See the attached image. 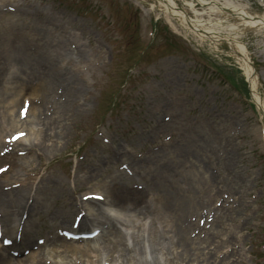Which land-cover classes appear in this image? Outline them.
I'll use <instances>...</instances> for the list:
<instances>
[{"label": "rangeland", "instance_id": "374dc122", "mask_svg": "<svg viewBox=\"0 0 264 264\" xmlns=\"http://www.w3.org/2000/svg\"><path fill=\"white\" fill-rule=\"evenodd\" d=\"M234 1L264 17V0ZM140 3L0 0V126L9 121L3 114L14 89L22 85L29 92L37 85L32 68L38 56L55 54L50 44L67 48L57 89L63 117L53 99L44 107L43 127L22 107L24 126H41L42 144L35 150L38 140L31 128L25 145L15 146L22 152L15 160L26 166H10L7 173L19 178L28 172L26 181H4L2 174L0 190L7 194L13 186L12 194L27 192L28 198L40 183V202L27 217L33 224L30 239L38 243L53 236L59 224L72 222L77 211L72 212L71 201L123 175L132 192L124 195V204L138 196L133 191L157 187L161 198L157 191L144 195L153 203L155 225H177V232L190 238L186 247L175 245L173 264H264L263 123L249 91L238 81L236 87L227 82L221 72L239 78L242 65L224 42L215 46L181 27V36L167 30L156 0ZM196 8L186 7L187 14L194 17L198 10L207 23L236 22L229 13ZM221 27L246 46L264 101V27ZM91 172L96 176L83 180ZM166 192L173 193L175 211L161 207ZM106 194L100 204L116 213ZM204 204L209 206L200 210ZM214 207L212 219L205 211ZM48 248L61 249L52 242Z\"/></svg>", "mask_w": 264, "mask_h": 264}, {"label": "bare ground", "instance_id": "6f19581e", "mask_svg": "<svg viewBox=\"0 0 264 264\" xmlns=\"http://www.w3.org/2000/svg\"><path fill=\"white\" fill-rule=\"evenodd\" d=\"M157 1L171 25L175 27H178L179 25L188 31H192L200 38L208 39L214 45L221 42L226 43V46L231 49L242 65V69L250 83L251 96L256 102L264 121V113L262 112L264 105L256 90L257 74L251 63L247 48L241 41H238L235 36H230V34L224 30V27H221L222 25H225L228 29H234V27L239 24L249 25L251 27H264V17L250 14L246 10L245 5L239 4L234 0ZM179 1H182L185 6L191 9H195L196 5H200L208 8L210 12L215 14L222 12L229 13L236 22L222 24L219 21L214 23L209 21L207 23L206 21H203L202 18H199L202 17L203 13L201 12L195 11L194 17L189 16L185 10V6L182 7ZM172 19L175 20V23ZM49 48L56 52L53 55L47 54L46 59L49 63L44 58V54H40L36 64L32 68V73L35 78L33 79L37 81L36 87L30 88L29 92L25 90L22 85L21 87L14 89L11 98L6 102V111L3 116H5V114L11 116L17 103L24 96L29 94V100L31 101L29 111L31 114H36V116H38L37 122L40 123L42 127L45 124L44 118L46 116L44 112V101L47 99H53V101H55L59 117H63L61 111L62 108L63 110L65 109V106L63 107V103L61 102L62 93L58 92L57 89L60 86V75L64 74V72L60 70V59L62 55L66 53L67 48L58 44H50ZM76 54H78L80 58L82 57V53L77 51ZM65 79L69 80V78ZM71 80H75L76 83H78L77 79ZM47 87L51 88L47 89ZM39 92H41L40 109L34 106L32 99L33 97H38ZM9 119L10 120L6 126H1L2 128H0V138L4 137L2 136L4 131H11L14 128L16 129L18 124L22 125L24 123V120L17 121L16 119ZM158 125L159 127L162 126V124ZM32 133L35 134L34 139L38 140L35 146V150H38L39 148H37V146L39 147V145L42 144L41 126L37 129L32 128ZM24 137L20 138L17 143L21 144L24 142L25 144L27 139H24ZM3 145L4 142L0 141V146L3 147ZM3 160L4 162L11 161L13 166L18 165L21 169L26 166L25 162L21 161L19 163L18 160H15V155H9L7 160L0 157V162ZM170 174L171 172L168 173V175ZM95 176L96 174H92L91 172L83 176V180L94 178ZM5 178L6 180L14 179L13 182L20 181V183H25L24 181L26 179L25 176L17 178L13 175L12 177L6 175ZM41 179L42 178H40V180ZM123 180V175H120L117 179L110 177V182L107 184L104 182V187L99 183V185L93 186V188L87 190L88 192L93 193L102 192L104 195L108 193L109 199L107 203L116 208V213L111 214L105 211V209L100 206V202L93 199L86 202L80 201V204L73 203L72 201L69 203L70 207L72 206V208L74 207L75 210L79 211L82 210V205L88 209L89 205H91L90 207L92 210L84 211L80 217L79 226L82 228L93 227L91 230H94L95 228L98 229L99 234L96 237L84 240H72L65 237L61 235V230L63 227L68 226V222H66L59 224L60 226L56 228L55 234L45 241V245L37 247L34 251L35 243L30 239V232L33 228V224L27 217H29L30 212L36 204L40 202V183L32 192H28L31 197L29 205H26L27 192H25V195H23L21 191H18L17 194H12V191H15V189H10L11 192L5 194L0 190L1 233H3V235H8L10 238L14 237L15 240L14 243H12L13 245L23 244L25 247L31 248L29 256L21 259L13 256V251L12 253L7 251L11 247L8 246V249H5V247L0 246V264H26L29 262H33V264H173L172 250L176 248L175 245L179 243L180 246L186 247L190 238L184 236L183 233L179 234L177 232V225H174L176 226L174 228L172 226L159 228L155 225L152 218L155 211L153 203L151 200L144 199V195H147L148 193L154 195L155 191L160 193V190L157 187H150L149 189L146 187L144 191L140 192L133 191V193L138 194V196H135L134 199L128 201L129 204H124V195L126 194L128 198L131 196L132 192H129L130 189L125 185ZM108 195L106 194V196ZM174 199L172 192H166L161 205L162 209L166 212L171 210L175 211L176 202ZM118 211H121L122 215H119ZM145 216L150 217L148 220L149 223L148 221H143ZM14 221L16 225L13 224L12 226L11 223ZM127 226L132 229L131 232L122 228ZM19 228L22 230L20 232L21 234L15 238L16 232ZM68 231L73 230L70 229ZM177 234L179 237H177ZM50 242L59 246L61 248L60 252H49V248L45 247H48ZM7 254H10V257ZM192 254L194 255L195 252L193 251Z\"/></svg>", "mask_w": 264, "mask_h": 264}]
</instances>
